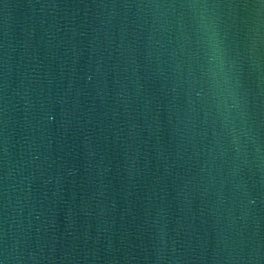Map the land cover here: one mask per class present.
Wrapping results in <instances>:
<instances>
[{"label": "water", "instance_id": "water-1", "mask_svg": "<svg viewBox=\"0 0 264 264\" xmlns=\"http://www.w3.org/2000/svg\"><path fill=\"white\" fill-rule=\"evenodd\" d=\"M0 264H264V0H0Z\"/></svg>", "mask_w": 264, "mask_h": 264}]
</instances>
